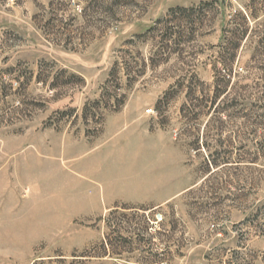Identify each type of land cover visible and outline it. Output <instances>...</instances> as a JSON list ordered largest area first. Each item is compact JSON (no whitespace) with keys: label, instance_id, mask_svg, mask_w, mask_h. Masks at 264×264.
Wrapping results in <instances>:
<instances>
[{"label":"rangeland","instance_id":"374dc122","mask_svg":"<svg viewBox=\"0 0 264 264\" xmlns=\"http://www.w3.org/2000/svg\"><path fill=\"white\" fill-rule=\"evenodd\" d=\"M0 264H264V0H0Z\"/></svg>","mask_w":264,"mask_h":264},{"label":"trees","instance_id":"16d2710c","mask_svg":"<svg viewBox=\"0 0 264 264\" xmlns=\"http://www.w3.org/2000/svg\"><path fill=\"white\" fill-rule=\"evenodd\" d=\"M222 93V91H219V94H221ZM223 93H224V91H223Z\"/></svg>","mask_w":264,"mask_h":264}]
</instances>
